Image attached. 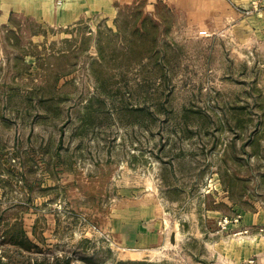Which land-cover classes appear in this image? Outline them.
Masks as SVG:
<instances>
[{
  "label": "rangeland",
  "instance_id": "1",
  "mask_svg": "<svg viewBox=\"0 0 264 264\" xmlns=\"http://www.w3.org/2000/svg\"><path fill=\"white\" fill-rule=\"evenodd\" d=\"M114 9L0 23V254L264 264V0Z\"/></svg>",
  "mask_w": 264,
  "mask_h": 264
},
{
  "label": "crops",
  "instance_id": "2",
  "mask_svg": "<svg viewBox=\"0 0 264 264\" xmlns=\"http://www.w3.org/2000/svg\"><path fill=\"white\" fill-rule=\"evenodd\" d=\"M117 1L120 0H0V23L7 21L10 12L57 25L73 23L88 14L112 18Z\"/></svg>",
  "mask_w": 264,
  "mask_h": 264
},
{
  "label": "trees",
  "instance_id": "3",
  "mask_svg": "<svg viewBox=\"0 0 264 264\" xmlns=\"http://www.w3.org/2000/svg\"><path fill=\"white\" fill-rule=\"evenodd\" d=\"M3 243H7L9 245L19 247V248H29L30 241L28 240L25 231L23 227L20 225V223L13 222L11 225H9L4 234H3ZM4 256L0 254V264H8L6 260L3 258ZM36 264H49L48 262L40 261ZM54 264H70L69 258L61 261L59 259H56Z\"/></svg>",
  "mask_w": 264,
  "mask_h": 264
},
{
  "label": "built area",
  "instance_id": "4",
  "mask_svg": "<svg viewBox=\"0 0 264 264\" xmlns=\"http://www.w3.org/2000/svg\"><path fill=\"white\" fill-rule=\"evenodd\" d=\"M227 218H223L222 220H220L218 222L219 225H221V227H225V224L227 223ZM243 264H255L254 259L250 258L248 260H246Z\"/></svg>",
  "mask_w": 264,
  "mask_h": 264
}]
</instances>
